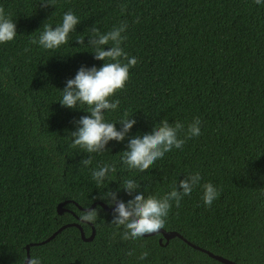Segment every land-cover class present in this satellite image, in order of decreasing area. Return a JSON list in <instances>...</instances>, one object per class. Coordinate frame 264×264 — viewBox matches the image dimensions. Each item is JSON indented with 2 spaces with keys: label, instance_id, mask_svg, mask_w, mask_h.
<instances>
[{
  "label": "trees",
  "instance_id": "obj_1",
  "mask_svg": "<svg viewBox=\"0 0 264 264\" xmlns=\"http://www.w3.org/2000/svg\"><path fill=\"white\" fill-rule=\"evenodd\" d=\"M52 2L0 0L17 31L0 44V264H21L26 244L69 222L89 236L91 225L81 222L77 204L85 207L90 197V204L102 201L99 191L106 187L126 200L129 194L117 186L132 178L145 195L162 196L175 178L196 171L200 184L172 204L163 228L239 264H264V6L253 0ZM68 10L80 19L68 43L55 50L32 43L44 23H59ZM120 23L127 24L120 46L137 62L109 98L119 100L118 108L104 118L127 114L135 123L123 140L89 154L72 146L69 135L73 120L88 113L57 100L81 65L103 63L74 38L84 36L87 43L91 27L105 32ZM194 117L200 118V135L150 168L138 171L120 162L128 136L161 118L186 125ZM89 156L84 167L80 161ZM107 163L116 167L114 180L98 190L91 169ZM206 182L219 189L209 206L200 199ZM63 201L68 210L59 214ZM96 206L91 240L70 225L31 245L29 254L41 264H224L177 236L162 239L165 244L158 241L161 233L122 239V226L110 222L112 211ZM144 251L148 255L139 260Z\"/></svg>",
  "mask_w": 264,
  "mask_h": 264
},
{
  "label": "clouds",
  "instance_id": "obj_2",
  "mask_svg": "<svg viewBox=\"0 0 264 264\" xmlns=\"http://www.w3.org/2000/svg\"><path fill=\"white\" fill-rule=\"evenodd\" d=\"M253 2L257 6H264V0ZM39 3L41 6L53 5L52 0H39ZM79 21L78 16L71 10L65 11L59 23H44L42 30L32 38V43L45 50L58 49L69 42V33L74 31V26ZM126 28V23H120L105 32L91 27L87 43H83L84 36L74 38L79 45L93 53L94 59L103 61L99 67L95 64L81 65L74 76L65 81L57 100L63 107L83 109L88 113L73 120L74 129L69 135L72 146L89 154L108 150L106 145L110 140H123L135 123V119L127 114L113 121H106L104 118L106 111L118 108L119 100L109 98L116 90L125 86L129 78V68L137 62L135 56H128L120 46L125 38L123 33ZM16 35L13 18L0 8V44L13 40ZM105 45L108 47L105 48ZM115 122L119 123V128L115 126ZM200 124L199 117H194L186 125L179 120L169 123L167 119L161 118L158 123L150 126V130L128 136L126 147L119 151V160L128 169L144 171L163 158L165 153L181 148L186 139L200 135ZM181 131L182 135L179 134ZM80 162L84 167H88L91 158L89 156ZM115 172L114 164H102L91 169V179L99 190L105 181L108 185L109 181L114 180ZM200 180L198 171L185 174L178 182L175 178L166 193L156 196L145 195L139 190L134 179L126 178L122 184H118L117 190L122 188L129 194L128 199L118 198L117 191L108 187L102 192L99 191V198L111 207L110 222L122 226L121 238L135 240L163 228L172 204L178 206L181 198L189 195L193 188L200 184ZM218 195L219 189L212 183L206 182L202 185L200 199L205 206L211 205ZM91 199L95 197H90L80 212L81 222L95 223L98 218L99 207L90 206ZM129 252L131 253V250ZM147 255L148 252L144 251L137 258L143 260ZM21 264H41V259L35 255L24 256Z\"/></svg>",
  "mask_w": 264,
  "mask_h": 264
},
{
  "label": "water",
  "instance_id": "obj_3",
  "mask_svg": "<svg viewBox=\"0 0 264 264\" xmlns=\"http://www.w3.org/2000/svg\"><path fill=\"white\" fill-rule=\"evenodd\" d=\"M64 203H65V201L60 202V203L57 205V213L60 214V213H62L63 211L68 210V209H66V208L63 207V204H64ZM96 204L101 205V206H102L105 210H107V211H111V207L108 206V205H106V204H105L104 202H102V201H96V202H93L92 204H90V206L94 207ZM77 206H78L80 209L84 208V207H82V206H80V205H78V204H77ZM113 206H114V205H113ZM70 225H73V226L78 227L79 230H80V236H81V238H82L83 240H86V241H87V240H91L92 237H93V235H94V233H95L94 226H93L91 223H90V225H91L92 230H91V234H90L89 236H85L84 231H83L81 225L78 224L77 222H69V223L63 224V225L59 226L54 232H52L47 238H45V239H43V240H40V241H37V242H30V243L26 244V246H25V249H26V257L30 255V254H29V247H30L31 245L42 244V243H45V242L49 241V240L52 239V238H53V237H54L59 231H61L63 228H65V227H67V226H70ZM156 233H161V234H162V236L158 239V241H159L160 244H165L170 238L177 236V237L181 238L183 241H185V242H186L188 245H190L191 247H193V248H195V249H198V250H200V251L206 253L208 256L214 258L215 260H217V261H219V262H222V263H224V264H239V263H237V262H235V261H233V260H230V259H228V258H226V257H224V256L219 255V254H215V253H213L212 251H210V250H208V249H206V248H203V247H201V246H199V245H197V244H194V243L190 242V241L187 240L182 234H180V233L177 232V231H167V230H165L164 228H161V229H159V231L156 232ZM156 233L145 234V236L154 235V234H156ZM162 239H165V243H162Z\"/></svg>",
  "mask_w": 264,
  "mask_h": 264
}]
</instances>
